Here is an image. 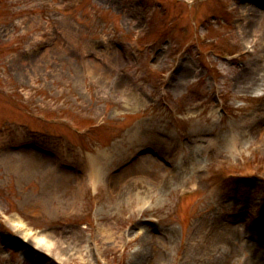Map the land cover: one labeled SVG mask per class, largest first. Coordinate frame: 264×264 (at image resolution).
I'll return each instance as SVG.
<instances>
[{
  "label": "rangeland",
  "instance_id": "374dc122",
  "mask_svg": "<svg viewBox=\"0 0 264 264\" xmlns=\"http://www.w3.org/2000/svg\"><path fill=\"white\" fill-rule=\"evenodd\" d=\"M262 81L264 0H0V264H264Z\"/></svg>",
  "mask_w": 264,
  "mask_h": 264
},
{
  "label": "bare ground",
  "instance_id": "6f19581e",
  "mask_svg": "<svg viewBox=\"0 0 264 264\" xmlns=\"http://www.w3.org/2000/svg\"><path fill=\"white\" fill-rule=\"evenodd\" d=\"M263 91H264V81H262V84H259V85H257V87L254 88L253 94H254V96H262L263 95ZM230 126L233 127V123H231ZM227 142H228V145H229V147H228L229 149L230 148H234V147L237 146V139L235 137H233L232 134H230V137H228ZM93 160H89V164L94 169H97L95 167L97 165V162H96V164H94L95 160L94 161ZM6 163H8V160H6ZM18 170L22 171L23 174L30 172V168L27 165H24V166L19 165L18 166ZM91 173H92V171H91ZM91 173L89 174V179L92 178L91 181L94 182L95 181V180H93L94 176ZM49 187L50 186L44 185V190L47 191V189ZM45 191H43V194H44ZM66 196L69 197V198L73 196V189L71 187H70V189H67ZM17 224L19 226L23 227L22 220L18 219ZM47 244H49V243H45L44 240H41V243L40 244H36V247H34L33 250H35L36 252H44L46 255L50 256V248L46 247Z\"/></svg>",
  "mask_w": 264,
  "mask_h": 264
}]
</instances>
